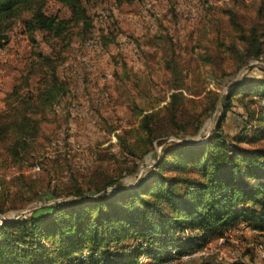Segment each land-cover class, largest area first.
<instances>
[{
	"label": "rangeland",
	"instance_id": "rangeland-1",
	"mask_svg": "<svg viewBox=\"0 0 264 264\" xmlns=\"http://www.w3.org/2000/svg\"><path fill=\"white\" fill-rule=\"evenodd\" d=\"M261 2L84 0L93 18V28L87 35L80 27L74 28L69 42H61L41 30L30 36L21 19H15L9 41L0 49V112L6 111L7 97L16 86L26 91L30 62L37 51L58 58V73L68 88L43 118L39 133L20 159L14 161L6 155L0 142V233L22 230L20 224L12 222L34 212L46 214L56 209L59 214L62 209L57 206L61 202L69 204L98 197L101 192L84 198L67 194L94 173H119L140 164V158L128 151L120 135L133 140L136 134L129 130L138 126L141 114L165 106L172 92L183 91L190 99L188 105L200 110L210 104V91L221 92L224 97L236 83L264 80V52L259 58L249 57L254 32H264V18L258 11ZM46 12L59 17L71 14L68 7L55 0L48 1ZM261 41L264 43V37ZM39 79V73L32 75L29 88H36ZM233 103L222 123L223 134L241 147L264 148V88L239 94ZM218 115L219 109L206 121L201 137L156 138L151 158L137 173L126 183L108 189L136 187L169 142H207ZM205 150L209 152V148ZM212 150H225L223 138L215 140ZM232 150L229 146L226 151L231 154ZM177 171L194 172L189 167L165 169L166 173ZM55 193L59 195L52 197ZM125 204L129 206L128 202ZM93 209L95 212L97 207ZM253 229L241 220L227 228L222 238L213 237L194 249L190 258H173L166 264H195L204 259H212L210 264H264V248L262 252L256 248L257 242L264 247V230ZM194 230L195 227H189L186 232ZM62 233L43 237L55 258V262L48 264H75L70 261L74 256L88 261L92 242L86 240L85 245L74 249L76 244L66 240V230ZM137 236L138 231L120 240H108L107 246L118 249ZM66 245L71 250L69 254L65 253Z\"/></svg>",
	"mask_w": 264,
	"mask_h": 264
},
{
	"label": "trees",
	"instance_id": "trees-1",
	"mask_svg": "<svg viewBox=\"0 0 264 264\" xmlns=\"http://www.w3.org/2000/svg\"><path fill=\"white\" fill-rule=\"evenodd\" d=\"M48 1L0 0V49L9 41V31L18 18L28 35L33 36L41 30L61 42H69L76 27H80L84 35L91 32L93 18L84 0H55L69 8V17L48 14ZM258 11L264 18V0ZM25 13L28 15L23 16ZM233 22L238 26L236 21ZM262 37L264 32H254L250 58H259L263 54ZM59 65L57 57L37 51L30 62L26 91L16 86L7 97V109L0 112V142L4 153L14 161L28 149L30 141L42 127L43 118L67 92L68 83L61 80ZM38 73L39 85L29 88L30 77ZM253 88H264V80L236 83L224 97L221 92L210 91V104L200 110L188 105L190 99L183 91L172 92L165 106L141 114L138 126L129 130V133L134 131L136 134L133 140L120 135L128 151L140 158V164L119 173H94L86 182L75 184L67 192L80 198L101 192L96 198L79 199L69 204L61 202L57 206L62 209L59 214L55 213L56 209L46 214L34 212L32 216L13 221L20 224L22 230H2L0 233V264L55 262L54 254L43 237L64 230L66 240L76 244L74 249L85 245L86 240L92 242L89 260L74 256L70 261L75 264H166L170 259L192 254L194 249L213 237L222 238L227 228L241 220L263 231L264 148L241 147L232 143L222 131V123L232 110L233 98ZM217 109L219 115L207 142H169L162 147L160 157L136 187L108 189L114 184L126 183L137 173L147 158H151L156 138L165 135H175L182 140L201 137L206 121ZM217 138H223V152L212 150ZM229 146L233 147L231 154L226 151ZM208 148L209 152H206ZM170 167L175 170L189 167L194 172L166 173L165 169ZM57 195L59 193L51 196ZM95 206L97 210L93 212L95 209H91ZM189 227H195V230L186 232ZM87 231H90L88 235ZM137 231L138 236L131 243H125L118 249L107 246L108 240H120ZM21 243L29 246H21ZM70 251L66 245L65 253ZM210 261L212 259H204L195 264H210Z\"/></svg>",
	"mask_w": 264,
	"mask_h": 264
},
{
	"label": "built area",
	"instance_id": "built-area-1",
	"mask_svg": "<svg viewBox=\"0 0 264 264\" xmlns=\"http://www.w3.org/2000/svg\"><path fill=\"white\" fill-rule=\"evenodd\" d=\"M225 235V234H224ZM256 247H259V248H261V243L260 242H257V246ZM206 249V248H205ZM261 251H262V249H261ZM199 253H201V252H199ZM238 264H243V263H238Z\"/></svg>",
	"mask_w": 264,
	"mask_h": 264
},
{
	"label": "bare ground",
	"instance_id": "bare-ground-1",
	"mask_svg": "<svg viewBox=\"0 0 264 264\" xmlns=\"http://www.w3.org/2000/svg\"><path fill=\"white\" fill-rule=\"evenodd\" d=\"M254 230V229H253ZM256 248H259V247H256ZM264 247L262 246L261 244V248H259L260 250L263 249ZM205 251V250H204ZM262 252V251H261ZM193 254V253H192ZM191 255H186V257H189L190 258ZM185 257V256H184Z\"/></svg>",
	"mask_w": 264,
	"mask_h": 264
}]
</instances>
